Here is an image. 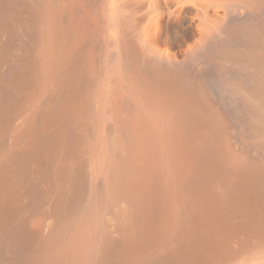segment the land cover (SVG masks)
Returning <instances> with one entry per match:
<instances>
[{
    "label": "bare ground",
    "instance_id": "obj_1",
    "mask_svg": "<svg viewBox=\"0 0 264 264\" xmlns=\"http://www.w3.org/2000/svg\"><path fill=\"white\" fill-rule=\"evenodd\" d=\"M0 264H264V0H0Z\"/></svg>",
    "mask_w": 264,
    "mask_h": 264
}]
</instances>
